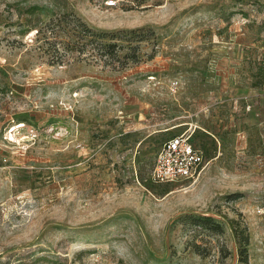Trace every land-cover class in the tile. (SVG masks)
Masks as SVG:
<instances>
[{
  "label": "rangeland",
  "instance_id": "rangeland-1",
  "mask_svg": "<svg viewBox=\"0 0 264 264\" xmlns=\"http://www.w3.org/2000/svg\"><path fill=\"white\" fill-rule=\"evenodd\" d=\"M52 259L264 264V0H0V264Z\"/></svg>",
  "mask_w": 264,
  "mask_h": 264
},
{
  "label": "built area",
  "instance_id": "built-area-1",
  "mask_svg": "<svg viewBox=\"0 0 264 264\" xmlns=\"http://www.w3.org/2000/svg\"><path fill=\"white\" fill-rule=\"evenodd\" d=\"M186 132L163 142L153 169L151 179L155 183H172L194 179L205 163L203 151L192 142ZM45 264H71L52 259Z\"/></svg>",
  "mask_w": 264,
  "mask_h": 264
},
{
  "label": "trees",
  "instance_id": "trees-1",
  "mask_svg": "<svg viewBox=\"0 0 264 264\" xmlns=\"http://www.w3.org/2000/svg\"><path fill=\"white\" fill-rule=\"evenodd\" d=\"M80 27H81V29H82L83 36H89V35L94 36V35H95L93 29L90 28V27H88L86 24L81 23V24H80ZM40 31H41V30H39L37 33H40ZM102 36H104V35H102ZM104 47L107 48V49L105 50V53L109 55V54H111L112 51H108V50H109L110 48L114 50V49L117 47V44H115V43H113V44H108V45H106V46H104Z\"/></svg>",
  "mask_w": 264,
  "mask_h": 264
}]
</instances>
